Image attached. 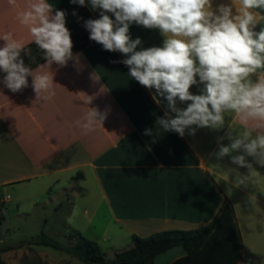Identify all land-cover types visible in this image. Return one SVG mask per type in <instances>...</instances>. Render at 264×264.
<instances>
[{
	"label": "crops",
	"instance_id": "obj_1",
	"mask_svg": "<svg viewBox=\"0 0 264 264\" xmlns=\"http://www.w3.org/2000/svg\"><path fill=\"white\" fill-rule=\"evenodd\" d=\"M28 2L16 0L12 6L8 0H0V35L10 31L24 47L33 38L17 14L26 10ZM47 2L53 6V14L65 12V25L81 11V5L70 0ZM221 3L231 4L232 0H212L213 9ZM85 6L100 18L101 9H93L89 0ZM106 14L115 19L112 13ZM259 28L257 25L256 30ZM129 35L142 41L137 51L162 47L165 39L159 29L136 23L130 25ZM3 44L0 40V46ZM126 58L94 42L73 53L66 66L46 62L33 70L37 75L53 76L50 91L54 95L41 93L38 99L31 76L27 88L13 93L3 84L6 74L2 75L0 204H14L19 213L27 201L51 209L54 218L64 215L67 228L98 242L104 251L106 246L117 250L121 240L128 241L126 248L132 247L133 236L201 229L229 202L242 236L237 264H264V167L248 157L255 169L248 173L247 168L233 164L230 156L218 159L215 155L218 139L226 137L229 125L233 134L240 135L244 123L234 114H226L225 126L219 130L197 129L195 135L186 130L183 137L164 132L157 119L164 117L166 99L130 77L129 67L121 62ZM202 88V84L193 85L190 92L200 94ZM90 98L91 103H85ZM187 103L178 101L177 107L186 108ZM91 108L107 113V118L103 127L94 125L85 134L76 121L84 122ZM253 123L248 122L247 127ZM145 129H151V135H145ZM259 130L264 131V122ZM220 143L230 141L224 138ZM78 174L83 176L76 179ZM241 175H248L244 185L237 183ZM28 210L23 215H29ZM29 249L49 264L69 262L56 263L51 252L34 247L20 248L18 255L17 250L3 253L2 259L22 264ZM187 255L184 248L177 247L159 255L155 264H173Z\"/></svg>",
	"mask_w": 264,
	"mask_h": 264
},
{
	"label": "clouds",
	"instance_id": "obj_2",
	"mask_svg": "<svg viewBox=\"0 0 264 264\" xmlns=\"http://www.w3.org/2000/svg\"><path fill=\"white\" fill-rule=\"evenodd\" d=\"M8 2L16 6V0ZM70 2L85 5V0ZM89 2L93 9L102 10L100 18L85 22L89 38L104 50L124 54L127 58L121 62L129 67L130 77L166 99L164 117L157 119L164 132L174 131L183 137L186 130L189 135H195L197 129L219 130L225 126L226 114H234L244 123L245 130L236 135L229 125L226 137L218 139L215 155L218 159L230 156L233 164L247 168L248 173L255 171L248 157L264 167V131L259 130L260 122H264V0H238L239 6L237 0H232L215 10L212 0ZM106 13H112L115 19ZM17 18L29 27L33 42L43 51L48 64L66 66L72 59L73 43L65 26L64 11L56 10L53 14V6L47 0H29L26 10L19 12ZM132 23L159 29L165 37L163 46L137 51L142 41L131 39ZM0 40L4 41L0 46V70L6 73L5 87L13 93L22 91L28 87L27 78L31 76L37 99L41 93L54 95L50 91L53 76L34 74L33 69L25 66L21 58L25 48L14 34L6 32ZM197 84L203 85L200 94L191 93L190 88ZM178 101L190 103L180 108ZM85 103L90 104L91 98ZM106 118L107 113L91 108L84 122L76 124L87 134L94 125L102 126ZM250 121L254 123L249 128ZM151 132L145 129L144 134ZM224 138L230 141L228 145L220 143ZM247 179L248 175H241L237 183L244 185Z\"/></svg>",
	"mask_w": 264,
	"mask_h": 264
},
{
	"label": "trees",
	"instance_id": "obj_3",
	"mask_svg": "<svg viewBox=\"0 0 264 264\" xmlns=\"http://www.w3.org/2000/svg\"><path fill=\"white\" fill-rule=\"evenodd\" d=\"M89 19H96L90 10L81 6L79 15L65 25L71 34L72 53L84 50L94 43L85 27ZM21 58L31 69L46 63L44 53L32 42L24 47ZM6 73H0V78ZM78 174L77 178L82 177ZM4 204H0V224L5 220ZM69 245L41 235L19 246L0 245V264H8L2 254L23 247H47L75 257L83 264H155V260L174 248H184L188 255L173 264H237L242 256V236L239 231L233 206L227 202L214 221L197 230H173L155 233L149 237H132V247L115 253L112 260L96 241L84 237L79 231L71 230L67 235ZM26 264V263H23Z\"/></svg>",
	"mask_w": 264,
	"mask_h": 264
},
{
	"label": "rangeland",
	"instance_id": "obj_4",
	"mask_svg": "<svg viewBox=\"0 0 264 264\" xmlns=\"http://www.w3.org/2000/svg\"><path fill=\"white\" fill-rule=\"evenodd\" d=\"M2 72L3 71L0 70V73ZM33 205L34 202L32 201L24 202L20 211L21 213L18 212L19 210L14 204L5 206V220L2 224H0V245L7 244L17 247L21 243L32 241L43 234L62 243L63 245H69L67 235L73 229L67 228L68 225H65L64 215L54 218V214L51 209H42ZM27 209H29L28 212L31 211L30 214L23 215V212L27 211ZM45 220H47V224L44 222ZM117 245H119L117 246L118 248L121 247V249L124 248V250L129 249L126 248V245H128L127 240H121V242ZM34 248L38 250L40 249L41 251L48 250L51 252L56 263L66 259V261H69L68 264H82L79 260L63 251H56L51 248L35 246ZM15 250H17L16 254L18 255L20 248ZM29 250V255L22 257V264H49L43 257L39 256L34 249ZM117 250L106 246L104 251L107 259H114Z\"/></svg>",
	"mask_w": 264,
	"mask_h": 264
}]
</instances>
